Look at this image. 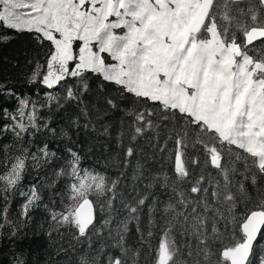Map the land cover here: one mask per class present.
Here are the masks:
<instances>
[{"label":"snow or ice","instance_id":"obj_1","mask_svg":"<svg viewBox=\"0 0 264 264\" xmlns=\"http://www.w3.org/2000/svg\"><path fill=\"white\" fill-rule=\"evenodd\" d=\"M21 35L0 264H264V0H0V45ZM117 123L120 154L92 164Z\"/></svg>","mask_w":264,"mask_h":264},{"label":"trees","instance_id":"obj_2","mask_svg":"<svg viewBox=\"0 0 264 264\" xmlns=\"http://www.w3.org/2000/svg\"><path fill=\"white\" fill-rule=\"evenodd\" d=\"M35 55V52L29 46L28 38L25 35L19 36L16 40L8 45H0V73L10 74V75H20L24 71H27L28 64L27 60ZM25 91H28L27 86L24 88ZM93 101L95 98L93 97ZM72 109H69L71 111ZM62 115H64L62 113ZM120 132V128L118 123L114 126V128L110 129V134L107 136L101 135L97 136L96 133H91V136L88 138L87 146L94 145V155L92 157L91 163L95 164L97 160H99L101 166L104 165L106 158H114L120 154L119 144L117 141V136ZM85 135L83 130H81L79 140L81 142L85 141ZM148 137H141L138 140V156L147 153L149 155V164L153 167L159 168L161 166L167 168L169 166V162L165 160L163 165L159 162L157 158L156 161H152L151 152L152 149L148 147L146 143ZM125 146H127V140H125ZM135 161H133V164ZM85 166H89V163L86 162ZM129 172V179L131 177V169L127 170ZM116 169H110V173H116ZM199 172V169H197ZM35 175V173H33ZM30 179V177H29ZM132 240L130 243L134 242L136 232L134 225H130ZM43 243V241L38 242L34 247H39V244ZM264 246V235L258 237L257 248Z\"/></svg>","mask_w":264,"mask_h":264}]
</instances>
